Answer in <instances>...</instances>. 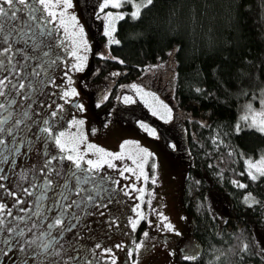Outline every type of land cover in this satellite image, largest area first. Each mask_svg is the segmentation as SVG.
<instances>
[{
  "label": "rangeland",
  "instance_id": "1",
  "mask_svg": "<svg viewBox=\"0 0 264 264\" xmlns=\"http://www.w3.org/2000/svg\"><path fill=\"white\" fill-rule=\"evenodd\" d=\"M132 1V12H134L136 5L145 0ZM32 2L34 3V0ZM72 2L73 7L67 10L52 9L58 17L61 12H64L63 19L67 23L65 27H59V19H57L54 36L45 38V43L49 39L55 40L49 57H42L39 50L33 52L31 50L32 41L24 43L16 37L15 32H12V39L15 41L14 47L29 49L30 55L46 63L47 67L41 70L46 75L42 78L47 80L51 75L55 80V85L39 86V90L30 100H24L21 95L13 91L8 99L14 98L16 103L11 105L8 111L20 109L19 106L21 109L18 112H12L14 116L4 127L5 129L13 127L17 120L24 118L23 114L26 111L35 120L41 118L33 115L36 112H39L44 118H49L47 114L55 110L57 105L63 104L64 110L68 107V111L66 113L63 111L56 119L55 130L66 133L69 147H72V138H76V146L81 154H85V161L98 158L94 149H88L89 145H95L108 153L120 155L118 159L109 157L108 159L115 167L104 164L96 177L97 180L100 176L105 177L100 185L103 190L98 202L107 204V207H89L87 211L91 212V215H84L78 209L72 210L77 212L81 219L77 221L69 217V221L76 223L77 227L73 229V232L65 233L60 241L64 248L68 249L64 259L71 255L74 257L73 264H84L85 260H91L93 264H112L114 255L116 264H133L134 261L136 264H181L185 256L195 257L200 251L201 245L193 233L194 218L187 213L183 205L184 182L190 163L184 159L186 158L184 148L187 142L183 119L174 111L173 105L159 88L162 85L174 84L175 59L171 55L164 62L159 61L152 64L143 76L121 83L115 91L114 100L109 105L101 104L102 98L105 99L111 95L113 88L111 89L110 86L119 74L107 72L104 75H97L95 80L92 78L89 81L84 80L96 74L95 70L91 69L93 44L91 37L89 38V29L92 31V25L95 23L92 21V25H89L90 17H87L84 9L89 8V15L93 13L95 18L105 16L104 20L97 24V31L104 32L106 38L100 42L99 47L110 44V39H114V31L111 38L106 35V32L110 28V21L111 27L115 30L117 16L122 14V9L121 7L117 9L113 3H109L108 8L101 10L104 0H72ZM16 7L23 9L17 15L27 19L31 9L19 4ZM99 8L100 11H98ZM115 9L118 10L117 13L114 12ZM109 13L112 15L109 16ZM72 16L75 17V21L71 20ZM3 23L4 34H8L14 27L17 30H27V25L19 21L4 19ZM48 27L53 28V25ZM81 27L86 48L84 44L80 43L81 37L74 35V33L80 32ZM61 41H63L62 44ZM2 44L3 41L0 40V45ZM73 50H76L77 57H87L82 71L72 68L73 64L78 63L77 57L71 55ZM43 51H49V48L44 46ZM98 52H100L99 48ZM17 59L20 57L17 56ZM51 60H57V63L53 65ZM21 63L24 67V75L30 80H34L35 78L30 77L29 73L36 65L37 59H31L27 63L21 61ZM65 72H67V76L64 75ZM157 77L158 79L155 80ZM15 82L13 80V83ZM71 88H74L78 95L69 98V102L74 100L69 105L61 99V95L63 91ZM125 97L130 98V101L125 102ZM0 102H6L5 98L0 97ZM49 104L52 105L51 108L47 107ZM81 104L84 106L83 110L78 107ZM164 106L171 109L170 116ZM40 108H42V113ZM69 108L72 109L71 112ZM8 111H0V118L7 116ZM259 113H264V96L259 101L252 102L247 106V111L242 115V122L251 124L253 116L259 121L261 118ZM20 114L23 115V118L19 117ZM246 116L249 117L247 121L244 119ZM15 117H17L16 120H13ZM73 120H83L84 123L73 125L71 123ZM27 123L31 126L32 120H28ZM159 126L164 133L163 136L160 134ZM21 127L22 125L19 128L25 130L24 126ZM32 130L35 132V128ZM153 130L155 135L152 134ZM20 133H14L12 136L7 135L6 132L0 134V138L5 139L7 144V147L0 145V152L9 156V163L0 165L9 176L7 183L3 182L6 184L7 191L0 188V203L8 206L5 213L8 210L12 212L10 217L5 213H0V217L10 228L20 225V231L23 230L25 236L21 238L17 235L20 241L15 245L16 248H9L13 240V236L10 235L12 233L7 232L6 229L0 231V264H22L24 259H27L28 264H39L41 261L43 264H49V259L59 258H46L41 255L33 259L30 255L32 249H29L24 241L45 231L47 224L51 223V218L45 220L44 216L51 217L55 213L45 210L44 216L38 217L32 213L21 212V207H31L33 212L37 210L34 201L40 194V190L37 189L33 197H28L20 191V188H30V184L33 182L37 185L43 182L42 179L39 181L35 179V177H39L40 173L34 172L33 169H39L43 165L46 159L44 152L49 155H60L61 153L52 144L45 145L37 142L33 149L27 151L26 155L25 147H21L20 153L16 154L15 148L19 146L22 138L34 140L30 133L26 136H21ZM14 139L15 144L12 143ZM48 147L51 151L48 150ZM146 153L151 155H146ZM262 159H264V154L248 159L249 168L250 162L264 167L260 164ZM12 160H15L14 165ZM61 166L62 170H66L68 164L62 162ZM127 168L132 171H126ZM250 170L257 173L255 168H250ZM21 172L27 176L26 180L20 179ZM145 176L148 177L147 180H145ZM153 179H155V183H152ZM60 183H63V179L60 180ZM85 187H91V185ZM140 189H143L142 193ZM9 191L19 192L20 198L27 203L15 205L16 198L9 195ZM51 195L52 193H49V196ZM211 195L214 209L222 218H225L229 211L227 199L220 193L213 192ZM71 198L79 200V197L74 193L71 194ZM43 203L46 207L50 206L51 200H46ZM137 206L139 207L137 208ZM18 216H31L32 218L20 221L16 219ZM133 220H139L135 230L131 226ZM33 223L37 227L32 232H28L27 229L32 227ZM169 224L172 225L171 229L168 227ZM145 232H147V236L144 235ZM76 233L81 239H76ZM53 234L55 235V232ZM256 235L259 247L264 252V227L257 226ZM3 236L4 238H1ZM175 241H177L176 244ZM96 243H101L102 249L111 248L112 253L108 254L104 253L102 249H96L93 254L89 249L93 248ZM118 244L123 247H115ZM138 244H142V246L137 248ZM77 245L83 246L78 252L75 251ZM21 247L24 248V251H20ZM180 251H184V253Z\"/></svg>",
  "mask_w": 264,
  "mask_h": 264
},
{
  "label": "trees",
  "instance_id": "2",
  "mask_svg": "<svg viewBox=\"0 0 264 264\" xmlns=\"http://www.w3.org/2000/svg\"><path fill=\"white\" fill-rule=\"evenodd\" d=\"M132 4L121 5L119 43L101 46L93 61L103 72L121 70L123 83L175 59L174 84L159 88L183 119L182 158L190 162L183 205L201 245L181 264H264L256 235L264 227V176L248 164L264 154V133L242 122L247 106L264 96V0H153L139 18L131 16ZM84 12L90 17L89 8ZM213 192L229 203L225 218L212 205Z\"/></svg>",
  "mask_w": 264,
  "mask_h": 264
},
{
  "label": "snow or ice",
  "instance_id": "3",
  "mask_svg": "<svg viewBox=\"0 0 264 264\" xmlns=\"http://www.w3.org/2000/svg\"><path fill=\"white\" fill-rule=\"evenodd\" d=\"M127 2V0H104V4L102 5L101 10L104 7H107L109 3H113L114 7H121L122 3ZM153 3V0H145V3L137 4L136 11L131 13L133 18H139L142 7H148ZM19 4L21 6L30 8L31 11L28 12L27 19L20 17L17 15L19 11L23 9H18L16 5ZM73 2L72 0H0V40L3 41V44L0 45V97L5 98L6 102H0V111H8L11 105L16 103V100L8 99L13 91H15L18 95H21L24 100H30L32 96L39 90V86L47 87L48 84L55 85L54 78L49 75L47 80L42 77L46 75V73L42 72V69L47 67L46 63L42 62L39 58L30 55L29 49H25L23 47H14L15 41L12 39V32L16 33V37L23 41L24 43H28L32 41L31 50L33 52L39 50L42 53V57H49L50 50L53 45H55V40H47L45 43V38H50L54 36L56 31L55 21L59 19V27H65L66 21L63 19L64 12L59 14V17L55 11H52L53 8H63L65 10L72 8ZM39 13V14H37ZM112 14L109 13V16ZM118 19H123V15H118ZM13 20L19 21L22 24L27 25V30H17L16 27L11 29L8 34H4V23L3 20ZM72 21H75V17H71ZM49 25H53V28H49ZM65 31L67 29L65 28ZM114 28L111 27L106 32L110 38L112 37V32ZM74 35H79L81 37L80 43L84 44L85 48L87 47L86 42L83 40V28H80L79 33H74ZM63 41H61V44ZM75 43V41H74ZM110 43H119L118 40L110 39ZM47 46L49 51H43V47ZM71 55L73 57H77L76 50H73ZM171 55V54H170ZM17 56L20 59H17ZM31 59H37L36 65L30 70L29 76L35 78L34 80H30L28 77L24 75V67L21 63H27ZM87 57H77L78 63L73 64L72 68L76 71H82L84 67V61H86ZM57 60H51V64L55 65ZM123 63V61H121ZM11 73V75H9ZM67 76V72L64 73ZM70 79V77H69ZM13 80L16 82L13 83ZM133 87H136L133 85ZM199 91V90H198ZM78 93L74 88L70 90L63 91L61 95V99L65 100V102H69V98L72 96H76ZM106 99V97H105ZM130 98L125 97V102H129ZM47 107L51 108L52 105H47ZM78 107L83 110V105H78ZM167 109V106H164ZM64 110V105L59 104L56 106V109L48 113L49 118H44L39 112L34 113L35 116H40L39 120L32 119V116L26 111L23 115L24 118L17 120L13 127L5 129L4 125L8 123V121L12 118V112L8 111V115L0 118V134H4L12 136L14 133H18L20 125H24L27 132L30 133L34 140H28L26 138H22L20 140L19 146L15 148V153H20V148L25 147V155L28 150H31L35 147L37 142L42 144H52L58 149L60 155H49V153L45 152L44 156L46 157L43 165L39 169H33L34 172H39L40 176L37 179L42 178V183L37 185L36 183H31L30 188H20V191L28 197H33L36 194V190H40V194L36 196L34 201L36 205V211L33 212L31 207H21L20 211L23 213H32L35 216H44L45 210L49 213H55V215L44 216V219L47 220L51 218V223L47 224V229L45 231H41L38 236H35L32 239L25 240L24 244L32 249L30 255L34 259L38 256H45L46 258L58 257L59 259L53 260L49 259V264H73L74 257L71 255L67 256V259H64V256L67 254L68 249L64 248V245L61 244V240L63 239L65 233L73 232V229L77 227L76 223L70 222L69 217L72 220H80L81 216L72 211L74 209H78L80 212H83L84 215H91V212H88L87 209L89 207L95 208H106L107 204L98 202L100 193L103 190L101 188V183L105 180V177L100 176L99 180L96 179V176L99 175L100 170L102 169L104 164H108L109 167H115L110 160L109 157L112 158H120L119 154L108 153L104 149L97 148L95 145H89V150H95L98 154V158L96 160L87 159L85 161V154H81L76 146V138H72V147H69V141L66 139V133L64 131L57 132L55 130V121L60 114ZM167 112L170 116L171 109H167ZM261 118L257 121L256 117L253 116L251 120L252 127L257 128L260 132L264 133V113L258 114ZM163 118V117H162ZM247 121L249 117H244ZM28 120H32L31 126L27 123ZM73 125L75 124H83V120H73L71 122ZM33 128H35V132H33ZM152 134L155 135V131H152ZM12 143H16L15 139ZM0 145H5L7 147L6 141L3 138H0ZM175 147V146H173ZM146 152V150H145ZM67 153V154H64ZM146 155H151L150 153H146ZM146 158V157H145ZM55 162V165H54ZM62 162H67L68 167L66 170H62ZM9 156L4 155L0 152V165L8 164ZM12 164H15V160H12ZM261 165H264V159L260 162ZM250 168H255L256 172L260 176H264V167L257 166L255 164H251ZM126 171H132V169L127 168ZM143 174V173H142ZM123 175V172H121ZM249 175L253 180L257 179V175L252 174L250 171ZM21 180H26L27 176L21 172L20 174ZM63 179V183H60V180ZM148 177L145 176V180ZM9 176L7 175L5 169L0 167V188H3L7 191L6 184L4 181H8ZM155 179L152 180V183H155ZM119 183L118 181L116 182ZM91 185V187H85ZM243 186V185H241ZM19 187V185H18ZM141 193L143 189H140ZM49 193H52L49 196ZM74 193L79 200L72 199L71 194ZM9 195L15 197V205H25L27 201L20 198V193L16 191H9ZM51 200L50 206H45L44 201ZM14 205V206H15ZM7 205L0 203V213H5V209H7ZM139 206H137L138 208ZM5 215L12 216L11 210H8ZM103 215V213H101ZM31 216H18L16 219L20 221H24L25 219L31 220ZM141 218L142 215H141ZM139 220H133L131 222L132 228L135 230ZM37 225L35 223L32 224V227L28 228V232H32ZM168 227L171 229L172 225L169 224ZM6 229L10 233H16V228H10L5 223L3 218H0V230ZM55 232V235L53 234ZM19 237L23 238L25 236V232L21 230L16 233ZM147 236V232L144 233ZM76 239L79 240L81 237L78 233L75 234ZM142 244H138L137 248L141 247ZM83 246L77 245L75 251H79ZM117 248H122L123 245H116ZM38 249V251H37ZM96 249H102L101 243H96L93 248L89 249L90 252L95 254ZM20 251H24V248L21 247ZM102 251L104 253L111 254V248H103ZM28 255V254H26ZM131 255V253H129ZM185 259H194L192 256H185ZM22 264H28L27 259L22 261ZM39 264H43V262H39ZM84 264H93L91 260H85ZM112 264H116L114 255L112 256ZM133 264H136L134 261Z\"/></svg>",
  "mask_w": 264,
  "mask_h": 264
},
{
  "label": "flooded vegetation",
  "instance_id": "4",
  "mask_svg": "<svg viewBox=\"0 0 264 264\" xmlns=\"http://www.w3.org/2000/svg\"><path fill=\"white\" fill-rule=\"evenodd\" d=\"M79 8H80V6H79ZM89 18V17H88ZM104 18H105V16L104 15H102V16H100V17H98V19H96L95 18V16L94 15H90V20H88V22H89V25L91 26L92 25V21H94V23H95V25H92V31H90V29H89V38L91 37V41H92V44H93V55H92V65H91V69H94L95 70V73L97 74V75H100V74H105V73H107V72H103V71H101V69L99 68V67H96L95 65H94V61H93V56L96 54V52H98V48H99V51H100V42H101V39H99L98 37H100L101 38V36H104V32H98L97 31V24L99 23V22H101L102 20H104ZM90 22H91V24H90ZM101 53V51L100 52H98V54H100ZM115 73V74H119L120 72H121V70H117V71H115V69H112V70H110V71H108V73ZM91 79V77H88V79H84L85 81H89ZM122 82H120V77L118 76V77H115L114 78V81L112 82V85L110 86L111 88L113 87V86H119L120 84H121ZM76 99V98H75ZM73 101L74 100H72L71 102H67V104H71V103H73ZM102 103L101 104H103V103H105V101H106V99H104V98H102ZM103 105H105V104H103ZM19 108L21 109V107L19 106ZM20 109H15V110H13L12 112H18V111H20ZM41 110V113H42V108H40ZM70 109V108H69ZM25 110V109H24ZM64 111V113H66L67 111H68V107H67V109L66 110H63ZM72 111V109H70V112ZM175 111V110H174ZM12 116H14V115H12ZM19 117L20 118H23V115L21 116V114L19 115ZM36 117V116H35ZM37 117H39V116H37ZM16 118L17 117H15V118H13V120H16ZM24 125H22V127H23ZM21 127V128H22ZM160 127V134L163 136L164 135V133L162 132V130H161V126H159ZM19 132H21L20 133V135L21 136H26L27 134H28V132H27V129H20V131ZM48 150L49 151H51L50 150V148L48 147ZM45 153V152H44ZM55 165V164H54ZM40 176V175H39ZM38 177V176H37ZM37 177H35V179L36 180H40V179H42V178H40V179H37ZM96 177H98V176H96ZM42 181V180H41ZM5 183H7V181L5 182ZM42 182H40V184H41ZM1 193V192H0ZM1 218V217H0ZM16 228V233H18V232H20V228H21V226L19 225L18 227H15ZM1 231V230H0ZM8 232V231H7ZM16 233H12V234H10V235H12L13 236V240L11 241V243H10V245H9V248H12V247H14V248H16V244L20 241L18 238H17V235H16ZM9 235V234H8ZM1 238H4V236L3 237H1ZM176 242L177 241H175V244H176ZM18 246V245H17ZM180 252H182V253H184V251H180ZM19 257V256H18Z\"/></svg>",
  "mask_w": 264,
  "mask_h": 264
}]
</instances>
